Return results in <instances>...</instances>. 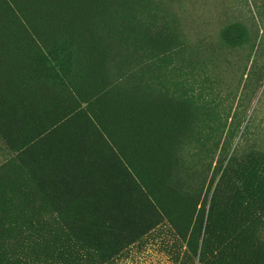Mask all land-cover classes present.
<instances>
[{"label": "rangeland", "instance_id": "obj_1", "mask_svg": "<svg viewBox=\"0 0 264 264\" xmlns=\"http://www.w3.org/2000/svg\"><path fill=\"white\" fill-rule=\"evenodd\" d=\"M52 9L0 0V264H264V0Z\"/></svg>", "mask_w": 264, "mask_h": 264}, {"label": "trees", "instance_id": "obj_2", "mask_svg": "<svg viewBox=\"0 0 264 264\" xmlns=\"http://www.w3.org/2000/svg\"><path fill=\"white\" fill-rule=\"evenodd\" d=\"M25 1V0H23ZM30 5H33V4H46L47 5V8L50 7V4L52 3V6H53V9L50 11V19L52 21H54V23L56 25H62L64 27H68L71 29L70 26L68 25H73V26H76L79 28L80 31H78L77 33H74L77 35H81V38H82V35H83V32L84 30L82 29L81 25L80 24H84L86 26V34L90 31V26L91 24L94 23L95 20H102L103 19V16L108 12L106 10H108V5H112V0H84V2H89V3H92L93 6L92 8H88V7H85L83 8L81 3L79 2V0H26ZM55 3H60V6L57 7V5ZM98 3H100V5L104 6V9L103 8H99L98 7ZM107 3V4H106ZM40 8V7H39ZM48 10V9H47ZM106 11V12H105ZM72 21V23H71ZM78 22V23H77ZM73 23H76V24H73ZM75 27V29L77 30V28ZM177 116V115H175ZM176 118H180V117H176ZM174 120V118H173ZM177 120V119H176ZM175 121V120H174ZM109 130V129H108ZM115 133H113L112 131L109 130V134L106 138L102 137V136H99L98 138L100 140H104L106 139L107 141H109V146L112 147L111 149L113 151H111L109 148V152L110 154H116V156L118 157V159L120 160V157H121V150H122V141L119 139L118 141V137H115L114 136ZM77 139H74L72 141H76ZM86 141L87 139H84L83 140V144L86 145ZM81 143V141H80ZM81 143V144H82ZM161 144H165V141L163 142H157V141H150V143L146 144L144 147H143V150L144 152L143 153H139L138 155V163L135 164V166L133 167V162L134 160H131V157L130 159L128 160H124V167L126 168L127 171H137L138 168L141 169V164H147L148 162L151 163L152 162V159L153 160H156L155 157L158 156V150L159 148L161 147ZM124 145L127 147L128 149V146L126 145V142L124 141ZM149 146V148H148ZM90 148V147H89ZM91 149V148H90ZM90 149H83V151H85L83 153L80 152V153H76L73 151V153L70 155L71 157V161L73 160L74 158V161H75V165H79V162H83L87 165H85L84 168H87V169H83V170H80L82 172V175L87 178V179H94L95 177H97L98 174H100L101 177H107L109 173H107V169L102 171V172H95V171H92L90 170L89 168L94 164V161H96V159L93 158V156H96V155H99L96 154V155H92V152L94 150H90ZM149 149V150H148ZM157 150V151H156ZM53 151L55 152H58L57 149H54L53 148ZM92 151V152H91ZM147 151H149V153H147ZM82 154V159L79 160L78 156ZM49 155H52V162L54 164H59L57 161H55V154L53 155L52 152L49 151ZM126 153L124 152V154L122 156H125ZM77 157V158H76ZM58 158V157H57ZM151 158V159H150ZM77 159V160H76ZM59 160V159H58ZM88 160V162H86ZM133 161V162H132ZM151 161V162H150ZM121 162V161H120ZM123 163V162H121ZM71 165H69L68 167L70 168ZM69 172V171H68ZM138 177L141 181V176L139 174H137ZM77 176H79L77 174ZM163 177V172L162 170L159 169V178ZM67 178V177H65ZM70 178V177H69ZM70 183V182H69ZM71 185H76L74 183H71ZM74 193H78V192H74Z\"/></svg>", "mask_w": 264, "mask_h": 264}]
</instances>
